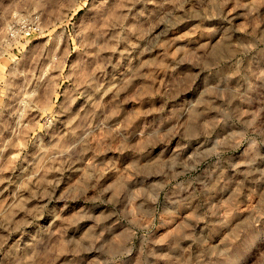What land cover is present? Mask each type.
<instances>
[{
  "label": "clouds",
  "instance_id": "9594fccd",
  "mask_svg": "<svg viewBox=\"0 0 264 264\" xmlns=\"http://www.w3.org/2000/svg\"><path fill=\"white\" fill-rule=\"evenodd\" d=\"M0 264H264V0H0Z\"/></svg>",
  "mask_w": 264,
  "mask_h": 264
}]
</instances>
